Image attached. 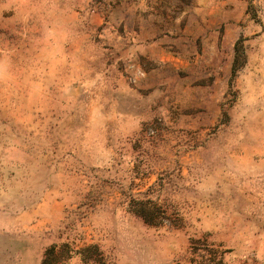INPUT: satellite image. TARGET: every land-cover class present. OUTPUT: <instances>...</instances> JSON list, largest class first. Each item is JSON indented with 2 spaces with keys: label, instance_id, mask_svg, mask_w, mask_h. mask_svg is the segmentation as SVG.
<instances>
[{
  "label": "rangeland",
  "instance_id": "rangeland-1",
  "mask_svg": "<svg viewBox=\"0 0 264 264\" xmlns=\"http://www.w3.org/2000/svg\"><path fill=\"white\" fill-rule=\"evenodd\" d=\"M0 264H264V0H0Z\"/></svg>",
  "mask_w": 264,
  "mask_h": 264
}]
</instances>
